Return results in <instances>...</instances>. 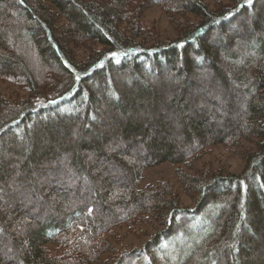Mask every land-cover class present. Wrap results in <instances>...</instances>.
<instances>
[{
    "label": "trees",
    "instance_id": "16d2710c",
    "mask_svg": "<svg viewBox=\"0 0 264 264\" xmlns=\"http://www.w3.org/2000/svg\"><path fill=\"white\" fill-rule=\"evenodd\" d=\"M229 1L211 11L201 0H0V82L29 92L0 90V264H264V0ZM156 5L198 21L161 41L140 23ZM78 48L89 54L80 59ZM162 106L187 114L179 148L167 141L176 124L162 123ZM232 110L244 113L233 120ZM110 138L141 161L109 153ZM254 139L239 173L186 170L219 144ZM84 153L122 174L103 165L111 183L98 176L94 185ZM164 163L177 165L194 207L168 180L140 187ZM143 223L158 230L118 249L120 228Z\"/></svg>",
    "mask_w": 264,
    "mask_h": 264
},
{
    "label": "rangeland",
    "instance_id": "374dc122",
    "mask_svg": "<svg viewBox=\"0 0 264 264\" xmlns=\"http://www.w3.org/2000/svg\"><path fill=\"white\" fill-rule=\"evenodd\" d=\"M204 4H206L208 6V8L211 11H216L221 7H225V6H230L231 3L229 0H201ZM8 4V3H7ZM198 19L196 16L192 15V14H186L184 16L182 15H174V16H170L163 8H161L160 6H153L151 8H149L148 10H146L144 12V14L141 16L140 18V23L142 24V26L144 28H147L149 30H151L155 37H157L159 40L161 41H168V40H173L178 38L179 36V32L181 29L182 25H187L193 22H197ZM96 48H99V46H96ZM88 49H84V48H78L76 49V53L77 56L80 59L85 58L88 54H89ZM216 85V84H214ZM204 86H207V84L205 83ZM217 87V86H216ZM0 90L1 92L6 95V96H10L12 98H25L27 96H29V92L25 91L23 88H21L20 86L13 84V83H9V82H0ZM195 95H197V93H195ZM225 98L222 102L223 105H227L228 104V98L229 96L226 94L225 91ZM208 96V97H207ZM206 97L209 98L210 95H207ZM228 96V97H227ZM207 98L205 99H198L199 103H202L205 107H208L209 109H211L213 106L211 105L212 102L208 101ZM41 102V101H39ZM42 104H45L44 102H41ZM161 111L162 114H164V118L162 119V123L164 122V124L168 125L169 121H173L175 125V129L173 130V135L170 134L168 136L169 139H167L169 145H176L178 148L183 144L184 142V138H183V131L182 129V119L187 117L186 113H183V111H179L177 109H171L169 107L166 106H162L161 107ZM244 111V109H243ZM243 111L241 110H232V118L233 120L239 119L241 118V116L243 115ZM231 112V111H230ZM243 112V113H242ZM209 126L215 125V120H212L210 118L209 120ZM160 124V126H158ZM224 125L223 120L218 121V128H221ZM159 127H161L162 129L163 124L161 126V123H157L156 124V128L159 129ZM156 130V129H154ZM258 139H254V141L252 142H243L241 144L240 147L236 148V149H230V148H226L225 146H223L222 144H219L217 146H215L214 148H212L209 152L205 153L204 155H202L199 159H197L192 168H186V170L191 173L194 174L196 173L198 170L202 169V168H206L209 167L212 171L214 172H221V173H239L240 171L243 170L244 166H245V159L242 156L244 152L246 151H251L254 149V147H256V141ZM109 143L107 144V149L108 152H112V154H115L117 156H120L121 158H123L122 160L127 161V163L130 165V162H139L141 161V157H140V150L138 151H134V150H125L126 152H121L119 150H117V147L119 148L120 146V142H123L121 140H119L118 138L115 139H109ZM119 143V144H116ZM160 143H162V141L160 140ZM136 146L140 145V141L138 143L135 144ZM139 149L140 146H138ZM149 148V147H148ZM128 151V152H127ZM155 151V150H152ZM69 154L67 152H65L64 154L61 155V157H67L69 158ZM71 158V157H70ZM84 159L87 161V163H90L94 168L91 170V178H92V183L94 185L98 186V183H96V181L93 180V178H96L98 176H101L102 178L106 179L107 184H110V180L107 178V175L105 174L106 171L103 170V165H105L107 168V174L108 171L112 176H115L118 173L122 172L115 168L114 171L116 170L117 173H112L113 172V168L112 165L110 163V161L103 160L101 161L102 163H99L98 160H102V158L95 156V155H89L87 153H84ZM100 164V165H98ZM97 166V167H96ZM98 166H101L100 168ZM177 165H174L172 163H164L158 166H154V167H150L146 170L145 172V176L144 179L142 180L140 187L144 188L147 185L150 184H155L157 183V181L160 180H168L175 192L179 195V197L181 198V203L183 205H186L188 207H194L195 203L192 201L191 197L186 194L183 190L182 187L180 186V183L178 182L176 176H175V170H176ZM98 170V171H97ZM118 170L120 172H118ZM40 173L37 172L36 176L37 178L39 177ZM120 183H124L125 181L119 179ZM110 186V185H108ZM80 189L84 190L83 187H81ZM17 190H20V192H18L17 195V200L21 203H23L24 205L27 204L29 201H31V197L28 195H25L23 193V189L20 187H14L11 191V193H16ZM86 191H88V189H85ZM51 192H53V190H51ZM89 192V191H88ZM56 195H62V194H67L69 193L66 189H59V191L54 192ZM30 194H32L30 192ZM54 202V199L52 200ZM52 205H54L53 203H51ZM34 207L36 205H33ZM40 206V207H39ZM39 212H43L45 210L49 211V207L42 208L44 207V205L39 204ZM50 206V205H49ZM3 207H11L9 204L5 203L3 204ZM33 208L31 207V210ZM35 210V209H34ZM10 211H12V208H10ZM31 217L34 221H35V217L31 216L29 213H26L24 216V219H28V217ZM21 220L22 222H20L19 224H17V230L15 232H17L20 235H23L24 233H26V222L25 220ZM158 230V227L154 226L153 224L150 223H143L141 224V226L137 227L135 229L134 232L129 231L127 229V227H122L119 230V233L121 234H126V236L122 239V243H118L117 247L118 249H134L137 247L142 246L146 241H148L151 237L152 234H154L156 231ZM125 245V246H124ZM52 248L57 249L56 246L51 245ZM126 264H129V262H127Z\"/></svg>",
    "mask_w": 264,
    "mask_h": 264
}]
</instances>
